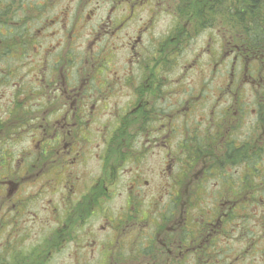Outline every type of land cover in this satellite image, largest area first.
<instances>
[{
  "label": "flooded vegetation",
  "instance_id": "af4514ba",
  "mask_svg": "<svg viewBox=\"0 0 264 264\" xmlns=\"http://www.w3.org/2000/svg\"><path fill=\"white\" fill-rule=\"evenodd\" d=\"M43 2L0 0L8 264H264V45L168 0Z\"/></svg>",
  "mask_w": 264,
  "mask_h": 264
},
{
  "label": "rangeland",
  "instance_id": "374dc122",
  "mask_svg": "<svg viewBox=\"0 0 264 264\" xmlns=\"http://www.w3.org/2000/svg\"><path fill=\"white\" fill-rule=\"evenodd\" d=\"M43 1L44 0H33L31 2L30 0H25V2L27 4L28 3H30V4L31 3H38V4L43 3V4H45ZM84 1L85 0H58L57 8L63 12L64 11H69V12L70 11H79L82 9H84L85 12H88L90 10L101 11L104 8L105 9L108 8V5L107 6H101V4L99 6L96 5V2L93 3L95 0H92V3H90L86 7ZM87 1H89V0H87ZM168 3L171 6V8L175 7V8L182 10V11H187V12H192V13L194 11L196 13V16H198V14H199L198 2L192 3V4L190 3V5H186L187 2L183 1V0H168ZM153 4H154V6H156V10L159 12V13H157V16L154 19V30L153 31L155 33H161L165 30L166 26H170V25L173 26L174 23L176 22V19H174V18L172 19L171 16L169 15V10H170L169 8L165 9V7L163 8V6H161V4L156 5V1L153 2ZM95 7H97V9H95ZM43 9H45V11H46L47 7H44ZM137 9L140 11L139 15L142 17V16L146 15L147 14L146 12L148 10H150L151 8H150L148 3L145 4V0H144L143 5L140 4L139 6H137ZM217 13H219V12L218 11L210 12V14L212 16L217 15ZM199 15H200V17H202L201 14H199ZM189 19H191V17L187 16V14L181 15V18H179V24L184 26L188 23ZM202 19H204V18L202 17ZM206 27L207 26L200 29L199 34L202 33ZM210 27H213L214 31H217L216 28H218L219 34L221 37L225 36L228 33V29H226L225 27H221L219 20H217V22H215V24L210 26ZM86 32H87V30L82 31L83 37H80V39H78L79 43L81 42L82 39H85ZM31 33L33 36V30L31 31ZM65 34L67 35V31H66V33L65 32L64 33L59 32L58 35L54 36V39H53L52 34L49 33L48 34L49 40H47V42H50L49 44H54L56 46V45L60 44L61 42L65 41V39L67 37ZM232 34H234V33H232ZM237 34L239 35L240 33H237ZM0 37L3 38V36H1V35H0ZM35 46H36V44H35ZM14 48H17V45H15ZM6 59L7 58H5L4 60H6ZM6 85H7V83L0 82V95L1 96L4 95L6 97V94H7L6 92H7V90L9 91V89H10V87L8 88V87H6ZM1 102H2V100H0V103ZM1 115L2 114H0V117H1ZM20 146H21V141L17 142L15 144V147H12V145L10 147H12V151H17L20 148ZM33 190H34L33 186L24 189L25 192H30ZM47 198H48V196H47ZM44 201H46V199L45 200L40 199L38 201V203L36 204V206L34 207L35 209H37V211H39L40 215H42V216L44 215V213H43V211L40 210V208H41V204H43ZM247 217H248V215H247ZM24 218L26 219V221H28V223L22 228V229H24L26 227L25 228L26 229V232H25V234H26L25 240L26 241H25L24 246L27 249H29L32 246L38 245V241H39V237H40V231H38L39 230V223H38V221L37 222H32V221L30 222L29 218H27V217H24ZM46 231H47V229H44V232H46ZM7 234H8V231L4 233L3 230L0 229V264H8V261H6V258H8V252L6 251L7 250L6 243L8 241V237H6ZM32 258H34V257H32ZM52 261L53 260H51L49 264H52Z\"/></svg>",
  "mask_w": 264,
  "mask_h": 264
},
{
  "label": "trees",
  "instance_id": "16d2710c",
  "mask_svg": "<svg viewBox=\"0 0 264 264\" xmlns=\"http://www.w3.org/2000/svg\"><path fill=\"white\" fill-rule=\"evenodd\" d=\"M186 5L198 2L199 11L216 12L217 15L204 13L205 20L218 18L221 27L228 33H241L249 41L264 45V0H183ZM196 8V7H195ZM230 28V29H229Z\"/></svg>",
  "mask_w": 264,
  "mask_h": 264
}]
</instances>
